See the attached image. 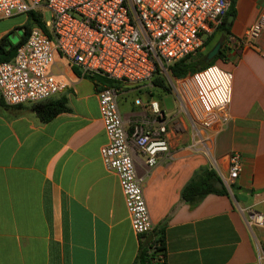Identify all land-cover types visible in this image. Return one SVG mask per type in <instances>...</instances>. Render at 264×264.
I'll list each match as a JSON object with an SVG mask.
<instances>
[{"label": "crops", "instance_id": "obj_1", "mask_svg": "<svg viewBox=\"0 0 264 264\" xmlns=\"http://www.w3.org/2000/svg\"><path fill=\"white\" fill-rule=\"evenodd\" d=\"M231 6L228 33L221 39L216 32L211 42L226 52L214 63L232 73L223 124L198 128L183 107L182 114L166 116L154 98L160 115L148 116L145 102L163 90L151 80L121 86L117 95L128 135L146 121L166 125L167 150L157 151L153 164L131 137L128 144L153 223L149 232H133L117 176L99 157L106 141L99 79L81 76L56 52L49 70L67 84L47 99H63L66 109L40 120L32 103L0 99V264H134L141 250L151 252L158 233L163 258L147 264H264V227L247 223L264 198V34L241 40L264 0H232ZM10 17L0 18L4 48L22 34ZM132 90L145 96H137L138 104L135 96L130 103L122 96ZM231 152L239 154L240 170L223 184L227 193H207L192 206L184 202L180 190L200 168H211L220 182L226 177Z\"/></svg>", "mask_w": 264, "mask_h": 264}, {"label": "built area", "instance_id": "obj_2", "mask_svg": "<svg viewBox=\"0 0 264 264\" xmlns=\"http://www.w3.org/2000/svg\"><path fill=\"white\" fill-rule=\"evenodd\" d=\"M231 0H0V18L26 14L44 6L51 12L44 25L50 35L31 26L12 57L0 60V99L4 104L36 102L63 90L66 80L54 76L49 66L55 53L79 69L80 75L99 79L96 99L106 141L99 147L105 169L116 174L131 229L137 235L153 228L129 152V138L153 164L157 151L167 150L166 125H137L128 135L117 107L121 86L149 82L153 73L201 50L204 40L221 22ZM264 34V7L248 24L241 40ZM235 40V39H234ZM237 41V40H235ZM181 106L198 128L220 126L227 120L232 73L216 63L178 77ZM110 82V83H109ZM140 102L138 97L133 99ZM150 110L160 115L157 102ZM221 183L226 187L240 170V156L231 152ZM249 226L264 227L261 210H252ZM154 245L152 246V250ZM151 250V252H152ZM150 252V253H151ZM162 253L149 260H161Z\"/></svg>", "mask_w": 264, "mask_h": 264}, {"label": "trees", "instance_id": "obj_3", "mask_svg": "<svg viewBox=\"0 0 264 264\" xmlns=\"http://www.w3.org/2000/svg\"><path fill=\"white\" fill-rule=\"evenodd\" d=\"M232 2V0H231ZM228 8V10L223 14L222 19L216 30L206 37L204 40V45H206V50L200 52L196 56L185 55L179 59L173 60L168 64V70L170 74L174 77H181L188 72H191L195 69L204 67L206 65L212 64L216 61V59L223 60L225 59L226 52L225 47L220 45L217 53L209 60L204 61V55L206 51L211 47V40L213 39V35L216 32H220L221 39L228 33V26L226 25V17L228 14L233 12L232 6ZM27 18H29V22L23 23L21 25L22 34L19 39L11 44L7 43V47L4 48L3 44L0 43V60H8L12 57L16 45L21 42L27 35L31 26H38L44 33L50 35L49 29L44 25L43 20L38 11L35 9H31L26 13ZM156 72L157 69H156ZM151 82L158 86H163L162 80L159 77L151 78ZM110 83V82H109ZM32 108L36 116L40 120H47L55 113L66 109V105L63 99H44L36 102H32ZM216 181H220L219 177L215 174V172L211 168H200L198 173L193 174L188 181L183 185L180 190L181 199L188 203L190 206L199 202L202 197L210 192L217 194H225L227 190L225 186L221 183L220 187L215 185ZM151 243H153L154 248L151 253H146L145 250H141L137 256L136 262L134 264H147L149 263V257L154 253H163V240L161 233H158L155 238L152 239ZM157 261V260H155Z\"/></svg>", "mask_w": 264, "mask_h": 264}, {"label": "rangeland", "instance_id": "obj_4", "mask_svg": "<svg viewBox=\"0 0 264 264\" xmlns=\"http://www.w3.org/2000/svg\"><path fill=\"white\" fill-rule=\"evenodd\" d=\"M35 10L39 12L41 19L43 21L50 20L51 12L46 7L40 6V7H37ZM8 21H10L12 23L18 22L19 23L18 25L20 26L18 30H21L20 29L21 24L27 23L30 20H29V18H27L26 14H17V15H13L12 17H10ZM214 36H215V34L213 35V39L211 42H213V40L216 38V36L215 37ZM205 50L206 49L201 50V51H197L193 55L196 56L197 54H199L200 52H203ZM217 63L219 64V61H217ZM153 77L161 78L162 83H163V86H161V88L163 90H161V92L159 94L150 95L148 97V100H147V102H145V106L143 108L145 113L148 116H152V117L156 116V114L153 113L149 107V102L152 100V98H154L158 103H159V101L163 102L164 106L167 109L166 114H165L166 116H169V115H174V116L176 115L177 116L179 114H182V107L183 106H181L182 105L180 102L181 98H180L179 94L177 93V90L175 87L176 81L179 78L172 76L168 69H166L165 71H158V72L155 71L152 75V78ZM122 96H127L129 103L132 101L134 96L135 97L139 96L141 99L143 97H145L142 93L138 92L137 90L129 91L126 94H123ZM118 106L120 108H125L126 103H123V101H121V99L119 98Z\"/></svg>", "mask_w": 264, "mask_h": 264}, {"label": "water", "instance_id": "obj_5", "mask_svg": "<svg viewBox=\"0 0 264 264\" xmlns=\"http://www.w3.org/2000/svg\"><path fill=\"white\" fill-rule=\"evenodd\" d=\"M230 18H231V14H228V16H227V21H226V23L228 24L229 23V20H230ZM219 47H220V42L219 41H216L207 51H206V53H205V55H204V61H209L216 53H217V51H218V49H219ZM215 185L216 186H218V187H220V185H221V182L220 181H216L215 182Z\"/></svg>", "mask_w": 264, "mask_h": 264}]
</instances>
